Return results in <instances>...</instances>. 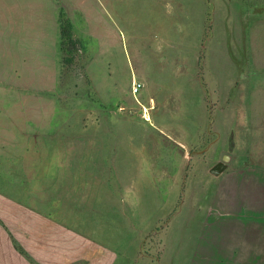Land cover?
<instances>
[{"label": "rangeland", "instance_id": "374dc122", "mask_svg": "<svg viewBox=\"0 0 264 264\" xmlns=\"http://www.w3.org/2000/svg\"><path fill=\"white\" fill-rule=\"evenodd\" d=\"M103 5L119 31L101 10L72 19L82 50L70 71L55 17L0 10V195L118 256L114 264H215L197 240L222 220L264 239L255 0ZM240 264H264V254Z\"/></svg>", "mask_w": 264, "mask_h": 264}, {"label": "crops", "instance_id": "0c3cea01", "mask_svg": "<svg viewBox=\"0 0 264 264\" xmlns=\"http://www.w3.org/2000/svg\"><path fill=\"white\" fill-rule=\"evenodd\" d=\"M99 1L102 2L100 6L97 5ZM106 1L110 2V0H0V10L5 11V15L8 17H55L59 37V15L61 12L66 15L75 28L72 19L79 18L82 22L83 20L86 22V18L92 16L90 14L92 10H101L100 17L103 26L115 27L119 31L120 25L113 21L109 13V6L103 5V2ZM203 1L209 3L212 0ZM262 2L264 0H255L253 6L258 15L264 14V4L260 5ZM48 217L32 206L13 202L0 195V264L116 263L115 259L118 256H111L110 252L105 249H96L89 240L70 228L54 223ZM222 221L215 225L217 227L214 231L210 230L209 233L203 234L197 240V250L201 251L203 260L206 259L210 263L211 259H214L215 264L216 260L219 264H227L228 262L224 263L222 259L235 257L239 258L237 261L240 264V258L247 259L256 254H264L263 236L254 231V225L249 223L246 226L243 222L233 225L231 222L229 224L228 221ZM95 249L97 250L96 255Z\"/></svg>", "mask_w": 264, "mask_h": 264}, {"label": "trees", "instance_id": "16d2710c", "mask_svg": "<svg viewBox=\"0 0 264 264\" xmlns=\"http://www.w3.org/2000/svg\"><path fill=\"white\" fill-rule=\"evenodd\" d=\"M59 24L60 63L62 70L70 71L76 61L78 53L82 50V43L75 37L73 24L63 12L59 15Z\"/></svg>", "mask_w": 264, "mask_h": 264}, {"label": "water", "instance_id": "95a60500", "mask_svg": "<svg viewBox=\"0 0 264 264\" xmlns=\"http://www.w3.org/2000/svg\"><path fill=\"white\" fill-rule=\"evenodd\" d=\"M224 168V165H219L214 169V173L219 174Z\"/></svg>", "mask_w": 264, "mask_h": 264}, {"label": "built area", "instance_id": "2783aa9c", "mask_svg": "<svg viewBox=\"0 0 264 264\" xmlns=\"http://www.w3.org/2000/svg\"><path fill=\"white\" fill-rule=\"evenodd\" d=\"M141 87V85L139 84V85H136V88H135V90L137 91L139 88Z\"/></svg>", "mask_w": 264, "mask_h": 264}]
</instances>
